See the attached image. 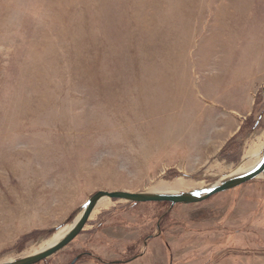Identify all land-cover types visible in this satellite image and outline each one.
<instances>
[{
  "label": "rangeland",
  "instance_id": "obj_1",
  "mask_svg": "<svg viewBox=\"0 0 264 264\" xmlns=\"http://www.w3.org/2000/svg\"><path fill=\"white\" fill-rule=\"evenodd\" d=\"M263 87L264 0H0V263L99 191L257 162ZM262 193L264 178L172 209L110 201L38 264H264Z\"/></svg>",
  "mask_w": 264,
  "mask_h": 264
},
{
  "label": "water",
  "instance_id": "obj_2",
  "mask_svg": "<svg viewBox=\"0 0 264 264\" xmlns=\"http://www.w3.org/2000/svg\"><path fill=\"white\" fill-rule=\"evenodd\" d=\"M262 92L264 100V87ZM252 159L253 157L245 158L229 175L202 188L193 190L168 192H152L150 190L140 193L99 191L79 209V218L61 239L56 242H54L56 239L53 240V243L50 242L52 244L49 243L50 245L44 246L43 249L33 254L1 262L0 264H38L56 255L67 248L85 231L96 209L107 201L125 202L133 205L169 203L172 209L176 205H192L205 202L218 194L231 191L254 180L264 178V149L258 161L246 167Z\"/></svg>",
  "mask_w": 264,
  "mask_h": 264
},
{
  "label": "bare ground",
  "instance_id": "obj_3",
  "mask_svg": "<svg viewBox=\"0 0 264 264\" xmlns=\"http://www.w3.org/2000/svg\"><path fill=\"white\" fill-rule=\"evenodd\" d=\"M258 160V159H257ZM256 161V160H255ZM253 163H249L248 166L246 167H249L250 165H252ZM241 172V171H240ZM204 186H201V185H198V184H195L193 182H189V181H184V180H180V181H177L175 182L173 185H170V184H158L156 187H154L151 191L152 192H168V191H188V190H193V189H196V188H202ZM111 204L110 201H107V202H104L102 203L95 211V213L100 209V208H106L108 207L109 205ZM66 233H60L57 237H56V241H58L59 239L62 238V236H64ZM52 242V241H51ZM49 243V242H48ZM53 243V242H52ZM50 243V244H52ZM49 244V245H50ZM45 245V244H44ZM44 246H42L41 248H38L36 250H33L30 254H33L41 249H43ZM29 254V255H30ZM27 256V255H26Z\"/></svg>",
  "mask_w": 264,
  "mask_h": 264
},
{
  "label": "flooded vegetation",
  "instance_id": "obj_4",
  "mask_svg": "<svg viewBox=\"0 0 264 264\" xmlns=\"http://www.w3.org/2000/svg\"><path fill=\"white\" fill-rule=\"evenodd\" d=\"M260 200H264V194L262 193V197L260 198ZM203 203V202H202ZM165 204H168L169 205V207H171V204H169V203H165ZM80 257V256H79ZM137 259V257H135V258H133L132 260H130V261H128L127 263H129V262H131V261H134V260H136ZM76 262L77 261H75L73 264H76Z\"/></svg>",
  "mask_w": 264,
  "mask_h": 264
},
{
  "label": "crops",
  "instance_id": "obj_5",
  "mask_svg": "<svg viewBox=\"0 0 264 264\" xmlns=\"http://www.w3.org/2000/svg\"><path fill=\"white\" fill-rule=\"evenodd\" d=\"M237 132V131H236ZM236 132H235V134H236Z\"/></svg>",
  "mask_w": 264,
  "mask_h": 264
}]
</instances>
